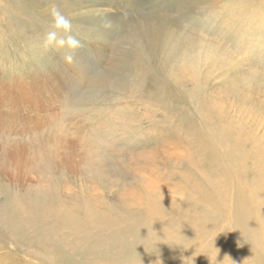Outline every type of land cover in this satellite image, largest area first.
Here are the masks:
<instances>
[{"label":"rangeland","instance_id":"obj_1","mask_svg":"<svg viewBox=\"0 0 264 264\" xmlns=\"http://www.w3.org/2000/svg\"><path fill=\"white\" fill-rule=\"evenodd\" d=\"M190 122L202 137L240 138L236 162L211 172L204 152L199 163ZM202 168L214 183L234 174L226 208L209 218L231 221L241 245L236 190L264 181V0H0V264H156L163 249L145 246L156 217L142 199L186 203ZM94 208L147 216L129 252L94 225L60 230L84 246L68 252L78 260L46 251L40 223Z\"/></svg>","mask_w":264,"mask_h":264},{"label":"bare ground","instance_id":"obj_2","mask_svg":"<svg viewBox=\"0 0 264 264\" xmlns=\"http://www.w3.org/2000/svg\"><path fill=\"white\" fill-rule=\"evenodd\" d=\"M190 124L193 127L192 141L189 144L190 154L199 158V163H203L200 156L204 152L208 154L209 158L211 157V161L208 160L211 172L222 170L223 160L230 159L231 163L236 162L235 159L239 155L241 146L240 138L237 145L229 130L228 132H220L217 138H211V132L208 135L210 138L202 137V131L197 130L193 123L190 122ZM8 151L9 154L15 152L14 149ZM209 169L208 171H206V168L203 169V172L206 173L204 178L202 177L204 184H197L198 181L192 179L191 184L194 187L195 196L189 197L184 204H171L172 202L158 194H149L148 197L145 196L142 199V202L147 204L146 210L156 217V220L149 218L146 237L150 242L146 240L145 246L150 247L154 244L156 248L163 249L160 255L157 256L158 262L156 264H264V181L259 190H251V185H246L245 188L238 186L236 190V204L232 215L236 218L235 224L242 242L241 245H238L231 240V221L224 219L211 220L209 218L210 210L219 209V206L223 209L226 208L228 182L235 183L236 178L234 174L226 173V181L214 183L208 180ZM23 212H26V210ZM23 212L16 210L15 218L23 221L24 228L31 227L29 215L26 216L29 211L26 215ZM85 212L81 217L67 211H61L57 216L58 223L54 225H50L51 222L49 223V221L48 225L41 220L43 223H40L38 227L41 238H43V241L45 239L51 240L49 241L50 244L43 245L44 248H50L45 250L60 253L59 256L61 257L68 252L71 254L80 249L84 250V246L78 247L79 242L72 243L66 240L67 237H62L60 230L63 227L72 230H83V228L94 225L99 228L101 236L105 231H108L107 239L113 248L119 247V252L126 253L132 249V235L142 229L143 220L147 218V216H143V219H137L132 215H127L122 220H115L114 217L110 218L104 211L95 208ZM43 218L45 220V216ZM52 219L54 220V218ZM85 231L87 232V230ZM209 236L212 237V241H210ZM74 237L76 238V236ZM204 242H206L205 248L203 247ZM208 249H211V251L206 252ZM172 251L178 252L175 257H171ZM65 256H71L75 261L78 260L77 254L69 255L68 253ZM194 257L197 258L194 259ZM62 259L64 260V257ZM119 261L122 264H131L129 259ZM111 262L114 263V261Z\"/></svg>","mask_w":264,"mask_h":264},{"label":"clouds","instance_id":"obj_3","mask_svg":"<svg viewBox=\"0 0 264 264\" xmlns=\"http://www.w3.org/2000/svg\"><path fill=\"white\" fill-rule=\"evenodd\" d=\"M53 15L55 17L56 20V26L58 28H63L65 30H70L71 25L70 22L56 9L53 10ZM55 34H51V38H54ZM70 44H75L76 41L73 40L72 38H69L68 41ZM61 43H63V41H61Z\"/></svg>","mask_w":264,"mask_h":264}]
</instances>
